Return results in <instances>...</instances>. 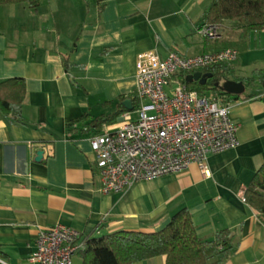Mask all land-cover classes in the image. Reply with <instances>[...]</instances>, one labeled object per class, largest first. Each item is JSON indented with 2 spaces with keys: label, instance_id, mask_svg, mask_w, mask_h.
Wrapping results in <instances>:
<instances>
[{
  "label": "crops",
  "instance_id": "obj_1",
  "mask_svg": "<svg viewBox=\"0 0 264 264\" xmlns=\"http://www.w3.org/2000/svg\"><path fill=\"white\" fill-rule=\"evenodd\" d=\"M211 1L0 5V81L20 77L26 82L25 124L0 112V264H34L30 256L39 232L55 224L84 238L120 230L153 232L183 208L192 213L204 241L231 230L239 246L224 264H264V222L242 198L264 163V90L231 99L239 144L211 153L208 175L191 164L111 194L101 190L90 139L115 130L121 113L101 130L90 127L93 118H81L114 113L120 96L134 93L142 52L165 57L173 50L192 56L223 49L222 39L231 31L220 39L199 32ZM249 44L239 51L237 73L248 65L264 68V32L252 33ZM73 264H84L81 252ZM132 264H167V257Z\"/></svg>",
  "mask_w": 264,
  "mask_h": 264
},
{
  "label": "built area",
  "instance_id": "obj_2",
  "mask_svg": "<svg viewBox=\"0 0 264 264\" xmlns=\"http://www.w3.org/2000/svg\"><path fill=\"white\" fill-rule=\"evenodd\" d=\"M224 31L222 24L204 23L199 28L209 39L221 38ZM239 54L234 47L192 56L174 50L165 57L154 50L139 54L134 90L137 104L121 113L115 130L107 129L90 139L104 194L181 172L191 164L208 175V156L239 144L238 125L230 116L227 95L217 90L201 94L189 89L180 77L235 62ZM242 198L246 201L245 195ZM85 248L86 239L78 230L55 224L39 232L30 261L73 264L74 256Z\"/></svg>",
  "mask_w": 264,
  "mask_h": 264
},
{
  "label": "trees",
  "instance_id": "obj_3",
  "mask_svg": "<svg viewBox=\"0 0 264 264\" xmlns=\"http://www.w3.org/2000/svg\"><path fill=\"white\" fill-rule=\"evenodd\" d=\"M41 2L42 0H0V5L26 3L36 9ZM205 23L222 24L225 31L237 35L236 40L232 34L228 39H222L224 48L234 47L240 52L246 51L250 45L251 34L264 32V0H212L206 12ZM238 63L239 60L235 64L220 63L201 68V71L213 74L204 84L188 82L185 74L180 77L189 89L197 90L201 94L217 90L226 94L229 102L242 95L252 97L254 95L246 93L230 97L217 86L218 82L226 79L244 81L242 77H234ZM255 71L261 73L264 68ZM25 96L24 78L14 77L0 81V112L13 122L25 124L22 114ZM126 99H131L134 105L137 104L134 93L120 96L116 112L99 116L84 114L81 118H93L89 123L90 127L101 130L104 124L115 121L120 113L127 110L123 103ZM244 195L248 204L258 212L259 218L264 222V163L258 168ZM85 239L86 248L81 251L84 264H132L160 255H166L167 264H224L237 252L239 246L229 229L217 232L212 241L202 240L193 215L187 208L177 212L158 231L120 230L97 237L88 236Z\"/></svg>",
  "mask_w": 264,
  "mask_h": 264
},
{
  "label": "water",
  "instance_id": "obj_4",
  "mask_svg": "<svg viewBox=\"0 0 264 264\" xmlns=\"http://www.w3.org/2000/svg\"><path fill=\"white\" fill-rule=\"evenodd\" d=\"M213 76L212 73H205L201 70L195 71L193 73H190L186 76V80L190 83L192 82H200L202 84L207 82L208 78H211ZM217 86L224 92L232 95H240L243 94L246 90V84L244 81L240 80H234V79H226L222 82H218ZM125 107L128 110H132L134 105L133 101L131 99H126L124 102ZM43 156V151H38L37 160L41 159Z\"/></svg>",
  "mask_w": 264,
  "mask_h": 264
},
{
  "label": "rangeland",
  "instance_id": "obj_5",
  "mask_svg": "<svg viewBox=\"0 0 264 264\" xmlns=\"http://www.w3.org/2000/svg\"><path fill=\"white\" fill-rule=\"evenodd\" d=\"M230 64H235V62H232ZM237 66H238L237 68L239 69L240 68L239 63ZM256 69L257 68H255V70ZM255 70H254V66L248 65L242 67L240 71L241 73L234 74L235 78H239V77L244 78V82L246 84V91H245L246 94L250 93L254 89L260 91L264 90V71H262L261 73H257ZM228 95L230 97L233 96L232 94H228ZM134 115L136 116L137 114L135 113Z\"/></svg>",
  "mask_w": 264,
  "mask_h": 264
}]
</instances>
